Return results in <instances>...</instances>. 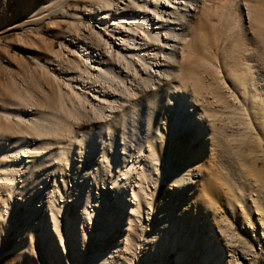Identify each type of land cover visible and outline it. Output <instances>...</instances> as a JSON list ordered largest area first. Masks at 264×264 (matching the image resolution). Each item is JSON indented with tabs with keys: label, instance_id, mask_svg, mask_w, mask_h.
Wrapping results in <instances>:
<instances>
[{
	"label": "rangeland",
	"instance_id": "374dc122",
	"mask_svg": "<svg viewBox=\"0 0 264 264\" xmlns=\"http://www.w3.org/2000/svg\"><path fill=\"white\" fill-rule=\"evenodd\" d=\"M247 1H234L239 28L213 20L216 56L249 32ZM212 4L0 0V264H264V199L232 191L212 128L236 167L257 124L234 151L232 116L179 103L167 133L166 93L150 119L122 122L178 82ZM253 153L264 184V141Z\"/></svg>",
	"mask_w": 264,
	"mask_h": 264
},
{
	"label": "bare ground",
	"instance_id": "6f19581e",
	"mask_svg": "<svg viewBox=\"0 0 264 264\" xmlns=\"http://www.w3.org/2000/svg\"><path fill=\"white\" fill-rule=\"evenodd\" d=\"M212 1L213 4L210 5L211 7L209 6V17L204 21L206 25L196 32L195 39L189 47L191 61L184 63L180 68L178 82L176 84L166 83L160 91L134 101L130 107L123 110L122 122L125 129L128 126L134 129L137 120L144 119L146 116L150 119L163 94L166 93L168 101L172 102L168 111L173 113L164 118L163 124L167 133L175 119L174 113L179 107V103L190 109L193 107L192 103L205 105L206 108L203 107L202 112H197L198 116L203 113L207 117L232 116V120H229L238 127V134L236 133L234 136L239 138L232 146L234 151L238 145L244 143L243 139L246 137L249 127L254 123L257 124V134H259L257 143L255 141V145L248 146L250 151L246 155L241 153L236 155L237 152H235L236 167H229L233 161L230 160L231 157L226 156L228 152L219 138L220 132L225 130V126L215 124L212 126L216 153H218L221 166L226 172V178L230 182L229 186L232 191L243 195L244 200L241 202L246 203L245 197L251 196L250 193H255L257 198L264 199V184H261L256 171L252 172L256 170L253 149L259 148L260 143L264 141V0H249L248 3H245L248 8L249 32L246 33L241 28L235 36H232L236 39L232 47L221 50L219 56H216L214 50L218 49L219 41L222 39L220 33L217 34L219 38L217 41L208 43L210 41L209 32L211 29L213 30V20L216 19L215 23H219L221 17L226 16V31L229 32L239 26L241 16L236 13L235 0ZM190 57L184 55L182 59ZM177 90H181V93ZM240 104L245 108H240ZM229 120L227 122H230ZM82 144L83 141L80 145L82 146ZM173 162L175 165L178 162L177 155L173 156ZM249 177L255 183V187L249 185ZM140 179L143 181L144 176L140 175ZM209 184L211 183L209 182ZM207 187L208 193L206 190L205 198L208 199L209 195L216 196L217 188L213 184ZM257 210L262 214L260 221L264 227L262 210Z\"/></svg>",
	"mask_w": 264,
	"mask_h": 264
}]
</instances>
